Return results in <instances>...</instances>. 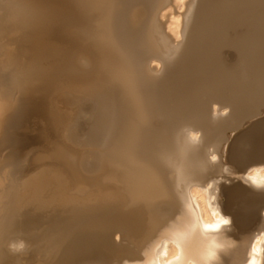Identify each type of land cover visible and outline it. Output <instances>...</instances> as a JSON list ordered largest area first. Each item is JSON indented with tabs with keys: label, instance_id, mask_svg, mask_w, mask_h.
Masks as SVG:
<instances>
[{
	"label": "bare ground",
	"instance_id": "1",
	"mask_svg": "<svg viewBox=\"0 0 264 264\" xmlns=\"http://www.w3.org/2000/svg\"><path fill=\"white\" fill-rule=\"evenodd\" d=\"M72 3L0 0V264H264V0ZM55 31L82 60L54 43L57 78L100 116L92 174L63 160L21 177L7 152L30 104L14 93L52 77Z\"/></svg>",
	"mask_w": 264,
	"mask_h": 264
},
{
	"label": "rangeland",
	"instance_id": "2",
	"mask_svg": "<svg viewBox=\"0 0 264 264\" xmlns=\"http://www.w3.org/2000/svg\"><path fill=\"white\" fill-rule=\"evenodd\" d=\"M49 1H51V4L54 8V12L56 14L63 13L62 15H69V14L73 13V10L75 7L74 3H72L73 0H49ZM11 32H14V31H11ZM10 33L7 32L8 35ZM12 35L10 34L8 37L6 35H3V37L5 39L4 38H1V39H2V41L7 40L6 42H8L7 44L9 47L11 46V48H12V45H13V48L17 47V45L19 47L20 44L17 42V39H18L17 37L19 36L18 33H15V36H14V34H12ZM6 42H3V43L7 46ZM67 42H69L70 45L69 44L67 45ZM54 43L57 45V47L59 46V48L60 47L65 48V50L67 51L66 52V59L68 60V64H70V66L75 67L76 62H77L78 67H80V68L82 67L81 62L79 61V59L81 60V58L77 59V57L75 56V48H76L75 45H76V43H75L73 35L70 34L68 31V33L66 32V34H64V36H60L59 32L55 31V34L50 38V41H49V44L53 50L51 49L52 52L50 51V53H48L46 55L51 60L48 57L47 58L45 57L46 60L41 59V61H38L42 67L46 68L47 70H50L51 74H53V75H51L52 77L47 80L46 86L40 85L39 83H33V84L29 85L30 88L27 90L15 91L14 94H15V97L17 100L29 101L28 104H30V107L28 105L27 109H25L26 114H24V117L21 116V119L23 118V120L19 119L18 120L19 124L18 123H17L18 125L16 124V128L14 127L15 130L13 129V134L16 135L17 140L19 142L17 141V143H14L13 145H11V147L9 148L10 150H8V152L6 151L10 155L12 162H14V164H18L20 166V170L18 173L21 177L28 175V174L30 176H32L35 172L39 173L41 171H47L48 173L49 172L58 173V171H60L61 167H62V170L64 172L69 173L65 167L67 165L66 163H71V165H79V176L80 177H86V176H89L92 174V171H91L92 168H89L91 165L90 162H92V159L89 160V158H91L89 155L90 146L86 145V144H89L87 142H88V140H90L91 137L90 138H89V136L87 137L88 138L86 140L87 142L83 141V137H85L84 134L86 132H88L87 130L90 129V128H88V129L86 128V126H88L86 124H88V123L90 124V122H92V120L90 121V119H92L91 117L93 116V121H94L95 117L99 118L100 116L98 117V115L96 116V114L93 115L92 114L93 112H90V110H88L89 108H91V111H92V109H93L92 106L95 104V102H93V101H95V99L93 100V97H92V99H90V97H88L90 95L83 93V91L80 89L76 90L75 86L72 85L73 84L72 82H70V84H69V82H65V83H63V85H61L60 80L57 78V69L58 68H57V64H56V62H57L56 52L58 51L59 48L56 49V45ZM51 44H53V45H51ZM71 45L73 46L72 48H74L73 50L71 48ZM18 47L15 50L16 54L18 52L17 55L19 57L18 60L20 63V64L19 63L18 64H19V66H22L25 64V66H26V63L29 61V59L31 60L34 55H32V54L30 55L28 53L27 54L22 53V51H20L21 49ZM29 56H30V58H29ZM76 60H78V61H76ZM83 67H85V66H83ZM85 70H86V68H85ZM89 71L90 70L87 69L86 72L88 73ZM63 86H65V87H63ZM81 94H83V95H81ZM81 96H84V98L85 99L87 98L88 100H86V101H85V99L83 100L82 99L83 97H81ZM81 101L86 102V104H84L83 102H82V104H80ZM87 101H89V102L87 103ZM79 104H80V106H79ZM89 104H91V105L88 106ZM81 105H83V106H81ZM84 105H85V107H84ZM78 106L81 107V109H80L81 111L83 109L84 114L87 110L90 112V113L86 112L87 114H90V116H88L89 119L88 118L87 119L82 118L83 116L84 117L87 116L86 114H85L86 115L85 116L83 113H82L83 115L80 116L81 118L78 119L79 118L78 114H80V112H81L80 111L77 114V112L79 111ZM82 107H84V108H82ZM87 107H89V108H87ZM25 110H24V113H25ZM75 117L81 121L75 120ZM82 119L88 120V121L85 122ZM72 122L73 123H75V122L81 123L82 122L81 125H83V126H81L80 123H77L78 125L76 123L75 124L77 127L80 125L81 127L80 126L79 127L81 129L84 128V129H82L83 131L80 130L79 128L77 129V127H74L75 126L74 124L72 126L77 129V132H76L77 135H79L78 134L79 132H82L80 134L81 138L78 137V140L80 139L79 141L83 142L84 146L82 145V143L79 144L77 139L74 140V138H76V133L72 134V132L75 131L73 127H70ZM83 122H85V126H84ZM92 123L90 124L89 127H91ZM68 125L72 130L68 129V132H69L68 136L69 137L68 136L66 137L65 134H66V129H67ZM93 128H92V130L94 131L95 129H93ZM84 130H85V133L83 134ZM93 131H91V132L93 133ZM71 135L73 136V139H72ZM81 135H83V136H81ZM86 135H87V133H86ZM88 135H89V133H88ZM85 149L87 151H85ZM83 152H86V153H83ZM68 155H69V157H68ZM84 156H85V158H84ZM61 157H62V160H61ZM63 160H64L63 163L65 164V166L63 163L61 164V161H63ZM84 160L85 161L88 160V161H86L84 163ZM82 161H83V164L85 165V167L88 166L87 168H89L90 169L89 171H91V172L85 170L87 168H84L85 171H83L84 166L82 165ZM86 163L88 164L87 166H86ZM80 165H82V167ZM91 167H92V165H91ZM46 169H49V170H46ZM30 173H32V174H30ZM34 175H36V174H34Z\"/></svg>",
	"mask_w": 264,
	"mask_h": 264
},
{
	"label": "clouds",
	"instance_id": "3",
	"mask_svg": "<svg viewBox=\"0 0 264 264\" xmlns=\"http://www.w3.org/2000/svg\"><path fill=\"white\" fill-rule=\"evenodd\" d=\"M221 223L226 224V223H228V221L227 220H223V221H221ZM12 247H14L16 249H20V248H23V244L21 243V244H18V245H13ZM216 255H217V253H216L215 250L210 251L207 254V260H214L216 258Z\"/></svg>",
	"mask_w": 264,
	"mask_h": 264
}]
</instances>
